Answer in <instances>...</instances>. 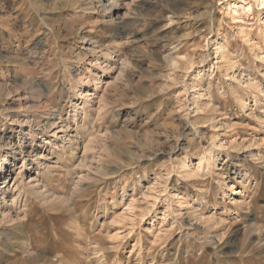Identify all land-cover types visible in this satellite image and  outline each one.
<instances>
[{"label": "rangeland", "instance_id": "obj_1", "mask_svg": "<svg viewBox=\"0 0 264 264\" xmlns=\"http://www.w3.org/2000/svg\"><path fill=\"white\" fill-rule=\"evenodd\" d=\"M116 1L0 0V264H264V0Z\"/></svg>", "mask_w": 264, "mask_h": 264}, {"label": "bare ground", "instance_id": "obj_2", "mask_svg": "<svg viewBox=\"0 0 264 264\" xmlns=\"http://www.w3.org/2000/svg\"><path fill=\"white\" fill-rule=\"evenodd\" d=\"M97 3H98V6L100 7V9L102 11H104L106 14H108V17H110L111 19H112L113 16L117 15V12H118L119 8H118V3H117L116 0H97ZM92 49H93V47H92ZM111 59H112L111 53L106 52V57H104V60H103L104 64L102 66L104 71L112 70L115 67V65H114L115 63L114 62H112L114 64H110ZM116 62H118V61H116ZM107 72H102L101 74L102 75H104V74L107 75ZM79 80L81 81L82 79L80 78ZM89 80H90V82H92V86L94 88H93L92 92L87 90L85 92V95L84 96L82 95L84 101L90 100V97L95 94V92H94L96 90L95 87H97L96 85L101 81V75H98L97 73H94L92 76H90ZM89 80H86V81H89ZM85 113H86V111H85ZM69 128H70V126H68L66 123H62L53 132V135L57 136L58 140L59 139L62 140L63 143L64 142L71 143V139H70V136H69ZM57 132H61V134L58 136ZM74 132L77 133L75 129H74ZM67 136H69V137L67 138ZM32 149L33 150L28 151L29 153L26 154L27 151L23 147V139L21 138V141L18 144V151H17L19 153V155H20L19 159L21 160V163H22L21 167H26V164H27V159H26L27 157L26 156L29 155L30 152H32L34 155L38 154L41 157L42 156L43 157L46 156V154H43L42 151L40 153L38 152V146H35L34 148L32 147ZM39 149H40V147H39ZM10 155L12 156V159H17V157H16L17 154H15V152L11 151ZM10 174H11V169H9V165L7 167V166L4 165V163L0 162V204H1L0 205V213L2 214L0 216V219H4V218L14 219L16 217L15 216L16 213L14 215V213H12V212L15 211L14 208H15V206H17V203H18L17 201L21 198L20 196H22L20 191L15 190L16 188L12 189V187H10L7 184V180H8V177H9ZM33 180H37V179H32V181ZM36 187L40 188L41 186H38V184H36ZM31 188H33V186H31ZM234 191H235L234 189H230V194L229 195H232L233 193H235ZM237 192H239V191H237ZM46 199H49V196L46 197ZM231 199H234V197H232Z\"/></svg>", "mask_w": 264, "mask_h": 264}]
</instances>
